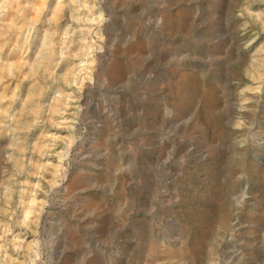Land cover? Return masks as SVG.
<instances>
[{
    "label": "rangeland",
    "instance_id": "1",
    "mask_svg": "<svg viewBox=\"0 0 264 264\" xmlns=\"http://www.w3.org/2000/svg\"><path fill=\"white\" fill-rule=\"evenodd\" d=\"M0 264H264V0H0Z\"/></svg>",
    "mask_w": 264,
    "mask_h": 264
}]
</instances>
